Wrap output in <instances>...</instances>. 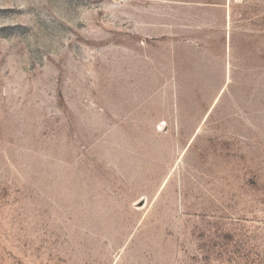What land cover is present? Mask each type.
I'll return each instance as SVG.
<instances>
[{
	"label": "rangeland",
	"instance_id": "rangeland-1",
	"mask_svg": "<svg viewBox=\"0 0 264 264\" xmlns=\"http://www.w3.org/2000/svg\"><path fill=\"white\" fill-rule=\"evenodd\" d=\"M0 264H264V0H0Z\"/></svg>",
	"mask_w": 264,
	"mask_h": 264
}]
</instances>
